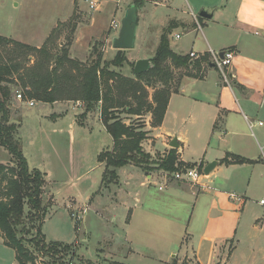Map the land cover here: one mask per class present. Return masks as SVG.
I'll return each mask as SVG.
<instances>
[{
    "label": "crops",
    "instance_id": "crops-1",
    "mask_svg": "<svg viewBox=\"0 0 264 264\" xmlns=\"http://www.w3.org/2000/svg\"><path fill=\"white\" fill-rule=\"evenodd\" d=\"M98 1L91 9V3ZM163 1L155 4L163 6ZM185 1L179 16L159 25L170 26V46L175 54L191 58V53H196L200 58H191V65L197 66L193 72L182 68L185 74L170 97L162 124L154 127L147 121L142 148L148 154L176 151L180 163L200 171L201 188L169 183L160 191L164 183L160 173L147 174L134 164L119 169L117 181L105 186L106 167L99 156L111 151L114 141L101 119L100 103L93 110L66 100L34 101L30 106V100L20 101L15 95L10 123L19 127L30 170L45 175L44 199L51 203L49 211L62 209L70 218L83 220L86 232H81L85 236L82 242L89 251L88 221L106 226L102 219L107 216L109 225L123 231L119 244L110 246L113 254L118 249L127 251L119 264H264V208L258 204L264 199V0ZM14 2L17 12L24 9L5 22L11 32L0 31V36L34 48H42L76 7L88 12L90 19L77 26L71 59H84L93 41L108 34L110 42L119 34L112 38L116 31L111 24L118 21L107 22L91 12H99L106 4L100 0H67L69 13L46 22L37 13L32 18L28 11L30 5L43 8L45 0ZM5 4L0 0V9ZM106 10L116 14L109 6ZM204 11L212 18L201 17ZM176 42L182 45L175 46ZM183 44L189 45V51ZM210 50L234 53L229 84L215 67ZM173 140L177 149L171 147ZM0 155L4 157L0 163H9L10 155L2 147ZM234 156L248 163L237 164ZM227 159L230 163L225 164ZM213 162L217 166L206 175V167ZM232 194L241 201L232 199ZM78 231L70 244H78ZM227 243L232 248L224 256ZM100 247L98 242L95 248L102 254ZM12 264H18L15 252Z\"/></svg>",
    "mask_w": 264,
    "mask_h": 264
},
{
    "label": "trees",
    "instance_id": "trees-1",
    "mask_svg": "<svg viewBox=\"0 0 264 264\" xmlns=\"http://www.w3.org/2000/svg\"><path fill=\"white\" fill-rule=\"evenodd\" d=\"M135 4L139 7L142 3L136 1ZM169 34L166 32L162 35L151 68L136 79L100 69L98 61L90 67L78 64L72 61L64 47L61 55H54L46 44L38 49L0 36V147L10 155L9 163H0V240L16 253L18 264H37L38 260L47 262V259L52 262L46 264H73L76 247L49 242L42 233V225L51 207L44 199L47 183L42 172L30 170L19 137V127L10 123L11 105L16 93L21 92L24 101H81L87 104V110H93L102 103L103 123L113 138L114 146L111 151L99 156V162L106 167L105 185L114 184L119 169L140 163L138 157L145 156L142 144L146 133L143 129L138 131L124 124L114 116L113 110L127 107L129 114L140 117L147 110L153 115V126H160L170 97L177 92L169 85L171 68L189 70L197 67L191 65L190 57H181L171 50ZM119 62L116 59L111 65L118 66ZM169 62L171 67L166 65ZM49 64L55 65V68L51 70ZM110 82L130 87L133 93L130 98L134 104L112 98ZM159 83L163 84V88L157 90L151 104L148 102V90ZM233 161L237 164L248 163V160L236 156ZM223 162L230 163L228 159ZM177 166L184 164L179 162L176 151L172 150L162 161L161 167L175 173ZM35 232L36 236L33 237ZM68 256H73V260L67 261ZM78 264L90 262L80 260Z\"/></svg>",
    "mask_w": 264,
    "mask_h": 264
},
{
    "label": "rangeland",
    "instance_id": "rangeland-1",
    "mask_svg": "<svg viewBox=\"0 0 264 264\" xmlns=\"http://www.w3.org/2000/svg\"><path fill=\"white\" fill-rule=\"evenodd\" d=\"M6 4L3 9H0V31L1 32H11L10 26L8 24L4 25L5 22L18 17L19 11L23 10L24 7L20 8L17 12V8L15 7V2L12 3V0H5ZM136 1H140L142 4L141 6H137L135 3ZM157 0H121V3L117 4L116 0H105L104 2L101 1V3H106L100 7L99 12L97 11H91L93 14H99L103 18L107 20V22L111 21L112 19H115L118 22H121L126 11L133 5H135L138 8V19H139V25L137 29V37H136V47L133 50L128 51H117L114 50L112 47L113 41L110 40V42H107L108 40V34L101 38L99 41H93L91 43V47L88 51V53L85 55L84 59L76 58L72 59V61L77 62L78 64H83L85 67H90L93 62L98 61L100 64V69H103L105 71H113L121 75V77L129 78V79H136L138 75H135L134 69L136 67V63L139 60L143 59H150L151 63L152 60L156 57L157 50L159 48V42L162 35L164 33H168L170 30V26L168 28H162L163 25H159L160 22L163 20H166L167 18H171L174 15L179 16L182 12V10H185V0H170L163 1L162 5L159 6L156 5L155 2ZM171 3V4H170ZM89 7V4H87ZM109 6L110 8L114 9L116 11V14L113 15V10H106V7ZM28 11L31 13L32 18L34 17L35 13H37L38 16H40L39 19L46 21H52L57 20L58 18L62 17L63 15L69 13L70 8L67 7V0H62L59 2L58 0H45V6L43 8L36 9L35 7H32V5L28 6ZM79 9V10H78ZM175 9V11H174ZM33 10H35L33 12ZM178 10V11H177ZM11 18V19H9ZM38 18V17H37ZM90 19V14L86 12L85 10L76 7L73 11L72 16H69L67 18V21L65 23H60L57 29L50 34L49 41L46 43V46H48V49L52 52V54H60L63 51V47L69 52L71 50V44L73 43L74 39L76 38L77 34V26L86 24L88 20ZM48 23V22H47ZM36 32H32L34 35ZM111 33V32H110ZM119 31L114 32L112 35L114 38L115 35H117ZM184 41H187L185 38ZM170 42V39H169ZM182 42H176V45H182ZM157 44L158 47H157ZM171 47V46H170ZM183 47H186L185 51H189L190 47L189 45L183 44ZM175 49L177 47H174ZM179 50V49H177ZM118 59L119 65L121 63V66H113L111 63ZM50 69L52 70L55 68V65L49 64ZM167 67H171L170 62L166 64ZM152 66V64H151ZM150 66V67H151ZM107 69V70H106ZM180 69V71H179ZM175 69L171 68L170 72L172 73V76L169 80V85L172 88V90L176 89L181 80L183 79V76L185 72L182 71V68ZM190 72H193V69L190 70ZM194 74V73H192ZM73 75V73H72ZM76 75V74H74ZM120 83V82H119ZM117 83L110 82L109 87H113V93L111 95L114 99H119L121 102H133L131 100L130 96L133 95L132 90L127 85H124L123 83H120L118 86H116ZM118 87V88H117ZM163 84L159 83L158 85L154 86L153 88H149V100L148 102L153 104L154 103V97L156 95V92L158 89H162ZM71 101V100H66ZM74 104L80 103L85 105L87 108V104L81 102V101H73ZM102 105V103H100ZM155 105V104H154ZM134 108L136 106L134 105ZM128 108H121L117 110H113V114L115 117H118L123 123L128 122L129 126H132L133 129H145V125L147 121L150 119L151 123H153V115L149 112L144 111L142 117H137L135 115H131L128 112ZM102 119V118H101ZM103 120V119H102ZM126 124V123H125ZM159 149V146H157ZM145 156H139L138 159L140 160V163H133L136 166H140L144 172L151 173V172H167L162 169L161 163L167 156V154L162 153H153L148 154L146 151H144ZM0 160H4V157L0 155ZM177 171L183 170L185 168H190L187 166H177ZM169 174H173L171 172H167ZM107 186V185H105ZM107 196L109 195V192L106 193ZM51 204V203H49ZM62 209L55 208L53 210H48V215L46 217V222L42 225V233L46 236L47 240L50 242L51 240H64V242L69 243L68 245H74L70 244V242H74V239L76 238V232L77 230H80L78 232H86L85 230V224L84 221H78L76 217L70 218L67 216L66 213L61 211ZM67 217V218H66ZM123 215L121 216L120 220H123ZM95 219V217H93ZM103 222H106V226L102 223H97L96 220L88 221L87 229L90 231V251L88 249L87 243L82 242V239L85 238V236L81 234L78 235L77 243L74 245L76 247L75 250V257L73 260V256H68L67 261L73 260V264H78L80 260L89 261L90 264H119L118 262H124V256L126 255L127 251L123 249L121 251L120 249L116 250L115 253H111L110 246L111 244L117 245L121 241L120 237L122 235L121 230L116 225H109L108 217L105 216L102 219ZM118 223V220H117ZM116 220H115V224ZM119 227H121V224L119 222ZM75 228V229H74ZM120 235L118 237V235ZM36 236V232L33 234V237ZM58 238V239H57ZM100 242V249L102 251V254H100L95 246L97 243ZM65 243V244H66ZM232 248V244L227 243L224 246V249H226V252H224V256H226ZM125 251V252H124ZM60 257V256H59ZM14 261V251L8 247H6L2 241L0 240V264H12ZM47 262H43V260H38L37 264H46L49 262H52L51 259H47ZM54 263V262H53ZM59 264V263H57ZM182 264H197L195 261H185Z\"/></svg>",
    "mask_w": 264,
    "mask_h": 264
},
{
    "label": "built area",
    "instance_id": "built-area-1",
    "mask_svg": "<svg viewBox=\"0 0 264 264\" xmlns=\"http://www.w3.org/2000/svg\"><path fill=\"white\" fill-rule=\"evenodd\" d=\"M103 1V0H100ZM97 3H91V9H95ZM118 3L120 1L118 0ZM196 19L197 17L194 16ZM111 29L113 31H120L121 29V23L120 22H113L111 24ZM177 38H180L179 36ZM210 55L212 56V61L215 65V67L220 71L223 81L226 84H229V74L228 69L231 67L233 59H234V53L232 51L224 52L222 54L215 53L214 51L210 50ZM192 59H199L200 57L196 53H191ZM16 97L20 101H24L22 97L21 92L16 93ZM30 106H34V101L28 102ZM162 178L164 179V183L159 187L160 191H163L165 188H167L169 183H188L191 184L194 187L201 188L200 180L202 178V174L200 171L196 168H185L180 171H176L173 174H169L167 172L160 173ZM231 198L235 201H241L239 197H237L235 194L231 195ZM258 204L264 208V199L260 200Z\"/></svg>",
    "mask_w": 264,
    "mask_h": 264
},
{
    "label": "water",
    "instance_id": "water-1",
    "mask_svg": "<svg viewBox=\"0 0 264 264\" xmlns=\"http://www.w3.org/2000/svg\"><path fill=\"white\" fill-rule=\"evenodd\" d=\"M200 16L203 18H212V16L205 11L201 12ZM138 22V8L133 5L126 11L121 21V29L119 31L118 37L113 39L112 47L114 50L128 51L133 50L136 47ZM151 64L152 63L150 59L139 60L136 63V67L134 69L135 75H141L147 72L151 68ZM178 146L179 145L177 144V141L173 140L171 147L177 149ZM216 166V162L209 164L205 169V174L209 175Z\"/></svg>",
    "mask_w": 264,
    "mask_h": 264
}]
</instances>
